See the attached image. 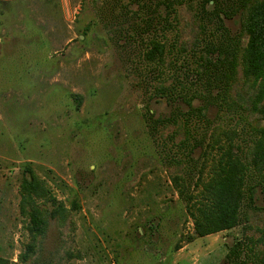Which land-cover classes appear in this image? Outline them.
I'll return each instance as SVG.
<instances>
[{"label":"rangeland","instance_id":"1","mask_svg":"<svg viewBox=\"0 0 264 264\" xmlns=\"http://www.w3.org/2000/svg\"><path fill=\"white\" fill-rule=\"evenodd\" d=\"M127 1L117 0L113 17L102 22V0H0V258L252 264L264 227V174L251 171L248 180L262 212L244 200L230 229L195 236L185 206L221 148L232 145L246 156L262 123L250 111L252 91L241 69L223 99L217 78L223 67L204 61L214 45H229L239 12L220 19L203 0L170 7L141 0V10ZM219 4L228 10V0ZM151 40L164 47L152 59ZM24 166L66 208L64 218L49 220L26 261L20 259L31 241L19 208ZM237 244L239 256L229 257Z\"/></svg>","mask_w":264,"mask_h":264},{"label":"trees","instance_id":"2","mask_svg":"<svg viewBox=\"0 0 264 264\" xmlns=\"http://www.w3.org/2000/svg\"><path fill=\"white\" fill-rule=\"evenodd\" d=\"M102 1L104 4L98 8L97 17L102 22H106L110 15L113 17L114 8L112 7L117 0ZM118 1L120 6V0ZM131 1L138 5L139 10L146 6V2L141 0H128V4ZM173 1L176 2V0H162L161 3L170 7ZM235 1L237 2L228 0L226 8L228 10H221L218 8L219 0H203V8L209 5L220 19L222 15L230 17L231 11L234 12L236 9L239 12V30L230 37L226 43L229 45L226 47L214 45L207 50L204 61L207 65L223 67V71L217 76L223 83L221 88L223 99L236 83L238 68L241 69L243 81L252 91L248 97L250 111L262 123L254 126V138L251 140L246 156L242 157L235 152L232 145L223 147L214 158L208 177H203L201 171L196 178L194 185L196 190L199 189L197 196H188L185 206L193 222L194 235L198 237L236 226L241 219L240 208L244 200L253 211L262 212L259 207L253 205L256 184H249L248 180L251 171L254 175L264 174V0ZM197 26V33L202 35L203 27L199 20ZM162 44L160 41L151 40L146 56L151 59L156 54L161 56L164 49ZM213 53L216 54L215 60H212L210 56ZM202 67L203 71L205 67ZM23 173L24 176L20 182L19 208L20 213L29 219L27 227L31 241L27 243L26 251L20 255V259L26 261L34 252V242L44 234L49 220L64 218L66 208L55 198L32 168L24 166ZM178 191L180 195H184V186L179 187ZM47 202L52 205L51 208L41 207L42 203ZM256 244H258V251L253 253L252 264H264V227L259 233ZM234 252L239 256L238 244L230 248L229 257ZM5 262L3 258H0V264Z\"/></svg>","mask_w":264,"mask_h":264}]
</instances>
